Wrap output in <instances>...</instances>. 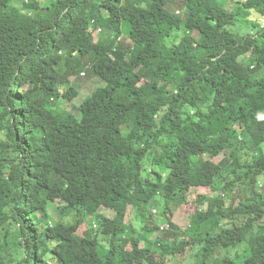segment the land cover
I'll return each mask as SVG.
<instances>
[{
  "label": "trees",
  "instance_id": "trees-1",
  "mask_svg": "<svg viewBox=\"0 0 264 264\" xmlns=\"http://www.w3.org/2000/svg\"><path fill=\"white\" fill-rule=\"evenodd\" d=\"M259 114L264 0H0V264H264Z\"/></svg>",
  "mask_w": 264,
  "mask_h": 264
},
{
  "label": "rangeland",
  "instance_id": "rangeland-1",
  "mask_svg": "<svg viewBox=\"0 0 264 264\" xmlns=\"http://www.w3.org/2000/svg\"><path fill=\"white\" fill-rule=\"evenodd\" d=\"M16 4H19L22 0H14ZM45 0H40L41 3H44ZM237 1H241V0H237ZM181 5L176 2L175 4L169 5V10L174 11L175 13H178L181 11ZM252 19L255 20V17L252 16ZM243 23V22H242ZM240 24V23H239ZM248 27L242 26V25H235L230 27L229 29H232L234 31L238 30L239 33L241 35H244L246 32L250 31L247 29ZM251 29V28H249ZM177 39L180 37L181 32L175 33ZM108 35L107 30H103V32L101 31H96L94 33V39H98L100 37H105ZM118 42L122 43V45H127L130 44L131 42L129 41V39L125 36L122 35L119 39ZM82 73H85V70H82L79 74V76L77 75H73L70 77V80L73 81V83L76 85L77 89H78V96L75 97L72 101L70 102H66L65 108L66 109H70L74 114H77L76 111V107L80 104V102L85 99L87 97V95L94 89H96L97 87L103 86L104 84L102 82H100L96 77H94L93 75H86V76H81ZM260 119H263L262 117H259ZM219 157L213 159L214 161H219ZM259 188L263 189L264 188V177L261 178V181L259 183ZM238 192H241V190H239ZM244 192V191H243ZM197 194H207V195H215V193H211V191L207 188L204 187H199V188H195L193 189L192 192H190V194H188L187 197V202L177 208H173L172 212V221H174L176 224H178L180 227L185 228L188 226L189 223V216L195 211L196 209V195ZM241 196H237L236 194V198L234 200V203H237L238 201L241 200ZM62 202H57L55 204V206H51L49 207V215L55 219L56 217V205H60ZM229 202L227 201V204ZM63 205V204H61ZM156 210V211H154ZM161 211L160 206H153L151 207V212L153 213V216L155 218V220L158 218V212ZM127 221L128 222H132L135 227L137 226L136 221L134 220L135 218L133 217L132 214H128L127 215ZM90 227V222L88 220L84 221L81 223V225L78 228V233L79 234H83L84 231L86 230V228ZM154 236H152L149 240L145 241L144 243H142L143 246H147V247H151L153 248L154 245ZM241 248L244 249L245 245H241ZM187 261V260H185ZM184 261V262H185ZM135 264H143L141 261H137ZM188 264V263H185Z\"/></svg>",
  "mask_w": 264,
  "mask_h": 264
},
{
  "label": "water",
  "instance_id": "water-1",
  "mask_svg": "<svg viewBox=\"0 0 264 264\" xmlns=\"http://www.w3.org/2000/svg\"><path fill=\"white\" fill-rule=\"evenodd\" d=\"M258 117H262L264 119V114H259Z\"/></svg>",
  "mask_w": 264,
  "mask_h": 264
},
{
  "label": "clouds",
  "instance_id": "clouds-1",
  "mask_svg": "<svg viewBox=\"0 0 264 264\" xmlns=\"http://www.w3.org/2000/svg\"><path fill=\"white\" fill-rule=\"evenodd\" d=\"M155 211V210H154Z\"/></svg>",
  "mask_w": 264,
  "mask_h": 264
}]
</instances>
